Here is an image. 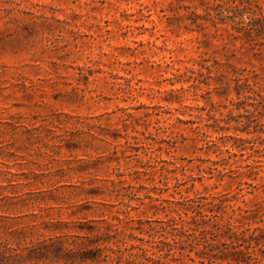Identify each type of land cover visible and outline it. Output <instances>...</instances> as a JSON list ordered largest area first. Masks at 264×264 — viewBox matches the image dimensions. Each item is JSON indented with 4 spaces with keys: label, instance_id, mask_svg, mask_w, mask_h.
<instances>
[{
    "label": "rangeland",
    "instance_id": "rangeland-1",
    "mask_svg": "<svg viewBox=\"0 0 264 264\" xmlns=\"http://www.w3.org/2000/svg\"><path fill=\"white\" fill-rule=\"evenodd\" d=\"M202 1L0 0V239L73 253L25 264H201L264 230V52Z\"/></svg>",
    "mask_w": 264,
    "mask_h": 264
},
{
    "label": "trees",
    "instance_id": "trees-1",
    "mask_svg": "<svg viewBox=\"0 0 264 264\" xmlns=\"http://www.w3.org/2000/svg\"><path fill=\"white\" fill-rule=\"evenodd\" d=\"M199 6L203 9L202 14L197 13L196 10L190 11L192 23L205 30L206 26L198 23V20L210 21L216 28V32L223 29L229 37L240 40L241 48L249 46L248 49L256 51V54L264 52V3L261 0H207L202 1ZM245 232L247 230L238 233L232 225L228 224L219 238L212 239L217 240L216 242L204 241L203 245L209 252H196L202 257L200 263L203 264V259L207 258L208 264H252L256 258L248 249L259 246L264 251V230L255 228L248 240L244 237ZM221 237H225L224 240H221ZM90 243H96L95 248L81 253V259L96 263L107 262L108 255H103L100 244L93 240H90ZM245 243H247L246 246ZM165 246L159 247V252H162L163 248H168L166 253L162 254L164 256L156 257L155 254L153 256L146 254L147 262L169 264L162 259L170 257L173 262L179 261L180 258H174L171 253L174 246L167 242ZM242 246H245V250L241 249ZM68 254L73 255L72 249L64 250L59 241H53L52 238L24 248L20 246L14 248L0 239V264H25L27 261L41 259L59 261ZM190 261L193 262L194 259L190 258ZM110 264H121L120 258H114ZM125 264H135V261L129 259Z\"/></svg>",
    "mask_w": 264,
    "mask_h": 264
}]
</instances>
